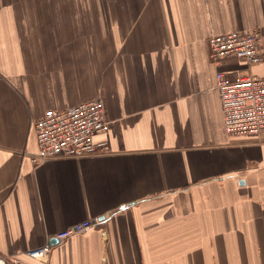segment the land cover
<instances>
[{"label": "crops", "instance_id": "0c3cea01", "mask_svg": "<svg viewBox=\"0 0 264 264\" xmlns=\"http://www.w3.org/2000/svg\"><path fill=\"white\" fill-rule=\"evenodd\" d=\"M255 28L264 40V0H0V253L264 264V134L225 132L215 82L264 76V62L210 60L207 47ZM93 98L108 149L31 164L44 112ZM85 220L44 259L22 255Z\"/></svg>", "mask_w": 264, "mask_h": 264}, {"label": "built area", "instance_id": "2783aa9c", "mask_svg": "<svg viewBox=\"0 0 264 264\" xmlns=\"http://www.w3.org/2000/svg\"><path fill=\"white\" fill-rule=\"evenodd\" d=\"M208 58L218 60L234 57L246 66L264 62V40L260 29L232 30L223 34H211L207 39ZM220 95L225 132L236 139H258L264 134V76L238 74L230 76L224 70L215 74ZM103 105L93 98L65 109H48L34 123L37 151L29 154V161L38 165L47 159L82 157L100 154L108 149L104 141L94 136L105 132ZM91 221H81L55 235L57 242L81 232ZM51 248L50 243L25 251L30 258L44 259ZM0 264H22L15 254L0 253Z\"/></svg>", "mask_w": 264, "mask_h": 264}, {"label": "water", "instance_id": "95a60500", "mask_svg": "<svg viewBox=\"0 0 264 264\" xmlns=\"http://www.w3.org/2000/svg\"><path fill=\"white\" fill-rule=\"evenodd\" d=\"M55 242H57V240H56L55 238H52V239L50 240V244L55 243Z\"/></svg>", "mask_w": 264, "mask_h": 264}, {"label": "bare ground", "instance_id": "6f19581e", "mask_svg": "<svg viewBox=\"0 0 264 264\" xmlns=\"http://www.w3.org/2000/svg\"><path fill=\"white\" fill-rule=\"evenodd\" d=\"M215 80H216V79H215ZM215 82H216V81H215ZM95 136H96V135H95ZM95 136H94V137H95ZM109 150H110V149H109ZM22 255H25V254H22ZM25 257H27V256H25ZM29 258H30V257H29ZM33 259H34V258H33ZM33 259H32V260H33ZM23 260H26V259H23Z\"/></svg>", "mask_w": 264, "mask_h": 264}]
</instances>
